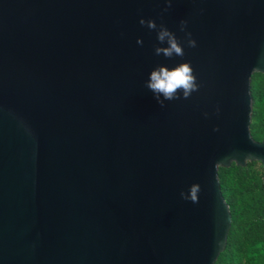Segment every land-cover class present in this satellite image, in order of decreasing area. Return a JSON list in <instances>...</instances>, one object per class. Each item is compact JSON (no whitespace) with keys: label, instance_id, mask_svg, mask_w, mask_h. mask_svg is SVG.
Segmentation results:
<instances>
[{"label":"water","instance_id":"water-1","mask_svg":"<svg viewBox=\"0 0 264 264\" xmlns=\"http://www.w3.org/2000/svg\"><path fill=\"white\" fill-rule=\"evenodd\" d=\"M141 18L184 56L156 55ZM181 63L199 89L161 107L150 72ZM254 72L264 0H0V264H213L218 167L264 166Z\"/></svg>","mask_w":264,"mask_h":264},{"label":"trees","instance_id":"trees-1","mask_svg":"<svg viewBox=\"0 0 264 264\" xmlns=\"http://www.w3.org/2000/svg\"><path fill=\"white\" fill-rule=\"evenodd\" d=\"M250 91L252 112L250 133L264 138V74L254 72ZM260 162H234L218 167L221 193L229 206L231 225L226 246L213 264H264V184Z\"/></svg>","mask_w":264,"mask_h":264},{"label":"clouds","instance_id":"clouds-1","mask_svg":"<svg viewBox=\"0 0 264 264\" xmlns=\"http://www.w3.org/2000/svg\"><path fill=\"white\" fill-rule=\"evenodd\" d=\"M170 3V0H169ZM139 23L150 30H157V40L160 44H167V47H155V54H163L166 58L175 56H184V48L180 41L177 39L175 34L167 29L163 24L157 26L154 20H145L141 18ZM186 21H181V31L184 30ZM188 39L187 43L189 47H195L196 41L191 39V33L186 34ZM138 44H141V40H137ZM146 87L154 94L157 102L161 107H164V101L180 99L181 96L178 94V90L182 92V98L187 99L195 91H198L199 85L197 78L194 75L193 68L190 63H181L179 66L169 70L166 67H159L153 69L150 72L149 79L146 82ZM163 97V99H161ZM219 109H217V112ZM207 115V114H205ZM218 130V129H216ZM201 191L199 184H192L190 186V194L181 192V197L185 200H190L193 203H198V194Z\"/></svg>","mask_w":264,"mask_h":264},{"label":"built area","instance_id":"built-area-1","mask_svg":"<svg viewBox=\"0 0 264 264\" xmlns=\"http://www.w3.org/2000/svg\"><path fill=\"white\" fill-rule=\"evenodd\" d=\"M262 168H263V172H264V166H262ZM262 180H263V184H264V176H263V179Z\"/></svg>","mask_w":264,"mask_h":264}]
</instances>
